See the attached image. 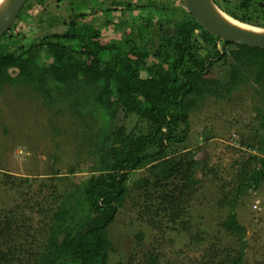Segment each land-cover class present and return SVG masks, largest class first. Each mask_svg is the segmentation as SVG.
Wrapping results in <instances>:
<instances>
[{"label":"trees","instance_id":"16d2710c","mask_svg":"<svg viewBox=\"0 0 264 264\" xmlns=\"http://www.w3.org/2000/svg\"><path fill=\"white\" fill-rule=\"evenodd\" d=\"M214 1L264 28V0ZM53 3L67 14L53 13ZM101 3L27 0L0 39V95L38 100L53 134H73L77 158L39 177L0 171L8 197L0 203V264H111L109 229L125 210L151 231L134 235L147 264L169 262L162 250L172 233L169 244L182 238L201 250L193 264H246L238 207L264 186V48L221 40L184 0ZM214 94L242 108L230 124L244 152L226 148L229 171L198 157L200 137L216 138L211 128L192 133ZM207 186L215 221L198 203Z\"/></svg>","mask_w":264,"mask_h":264},{"label":"rangeland","instance_id":"374dc122","mask_svg":"<svg viewBox=\"0 0 264 264\" xmlns=\"http://www.w3.org/2000/svg\"><path fill=\"white\" fill-rule=\"evenodd\" d=\"M102 1L103 3L98 6L101 9L111 6L116 0ZM53 4L50 7L53 13L67 14L65 4L61 6ZM111 27L113 28V26ZM39 32L40 29L37 28L36 34ZM103 32L111 35V29H104ZM25 33L28 34V30ZM116 33L118 34L117 31H114L113 35L116 36ZM217 74L220 75V72ZM211 81L212 84L208 83V89L213 93V86L218 83L215 78H212ZM253 99V97L250 98L251 101ZM209 100L203 110L198 112L200 121L198 120L197 127L193 128L192 133L207 126L216 134V138L205 141L204 137H200L199 142L203 143V148L198 157L206 159L212 165L219 164L229 171L232 156L226 148L231 145L237 147L239 155L244 152L237 134L230 124L234 117L240 115L242 108L238 106L232 109L231 105L223 103L220 95L216 94L211 95ZM245 101V98L241 100V102ZM40 107L38 100L25 95H17L14 92H9L6 96L0 95V109L3 110L0 114V167H2L0 171H9L19 176L35 173V176L39 177L43 173L50 172L54 167L58 166L62 171H66L70 165L76 164L75 137L72 134L61 138L53 134L52 125L47 120L48 115L43 108L41 111ZM4 127L8 129L7 132ZM53 154L60 157L59 163L50 157ZM85 175V172L80 173L79 180H85ZM213 190L212 186H207V190H203L202 195L198 198V203L203 200L204 215L215 221L219 209L215 206L217 198L213 194ZM80 191L82 192L79 194L81 196L79 203L84 205L83 190ZM5 195V193L0 194V203H7L8 197ZM243 202L245 203L238 207V219L247 228L245 233L248 242L246 264H264V186L257 192L250 191V195ZM221 212L223 211L221 210ZM206 223L210 224L208 221ZM140 230L145 231L147 237L151 234L147 227L136 220L133 212L125 210L117 215L116 221L109 229V236L114 244V251L111 252V264H126L130 258H133L138 264H147L144 262L146 258L142 255V248L134 241V235ZM172 234L166 237L167 242L162 250V254L166 255V259L169 260L168 263L193 264V260L200 257L201 250H189L187 241L182 238L177 239L172 245L169 244L168 237L175 236Z\"/></svg>","mask_w":264,"mask_h":264},{"label":"water","instance_id":"95a60500","mask_svg":"<svg viewBox=\"0 0 264 264\" xmlns=\"http://www.w3.org/2000/svg\"><path fill=\"white\" fill-rule=\"evenodd\" d=\"M26 2L27 0H0V39L15 23ZM184 2L197 21L221 40L264 48V28H246L232 23L225 16L227 13L214 0Z\"/></svg>","mask_w":264,"mask_h":264},{"label":"bare ground","instance_id":"6f19581e","mask_svg":"<svg viewBox=\"0 0 264 264\" xmlns=\"http://www.w3.org/2000/svg\"><path fill=\"white\" fill-rule=\"evenodd\" d=\"M225 16L228 18L229 21H231V22L234 23V24H238V25H240V26H242V27H246V28H257V27H252V26L249 25V24H246V23L240 22V21L234 19L233 17H231V16H229V15H227V14H225Z\"/></svg>","mask_w":264,"mask_h":264}]
</instances>
